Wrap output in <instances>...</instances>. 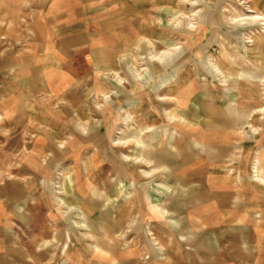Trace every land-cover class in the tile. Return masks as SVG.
<instances>
[{"label": "crops", "instance_id": "0c3cea01", "mask_svg": "<svg viewBox=\"0 0 264 264\" xmlns=\"http://www.w3.org/2000/svg\"><path fill=\"white\" fill-rule=\"evenodd\" d=\"M169 3L71 0L33 19L3 72L37 126L19 151L20 177L0 184V244L10 256L27 254L15 237L30 228L40 242L26 264H264L263 200L248 201L247 182L216 165L227 152L209 135L210 126L247 123L246 110L233 115L202 88L178 94L189 55L169 52L164 65L155 52L149 69L128 67L131 43L148 58V43L128 29ZM238 7L264 16V0Z\"/></svg>", "mask_w": 264, "mask_h": 264}, {"label": "rangeland", "instance_id": "374dc122", "mask_svg": "<svg viewBox=\"0 0 264 264\" xmlns=\"http://www.w3.org/2000/svg\"><path fill=\"white\" fill-rule=\"evenodd\" d=\"M64 1L71 0H0V184L20 177L15 172L23 160L19 151L28 147L29 133L37 128L28 124V110L23 108L19 94L13 93L11 99L10 86L16 88L15 79L3 72L19 45L31 36L33 19L41 13H51L53 6ZM170 1L172 4H161L156 12L140 14L145 18L139 30L128 29L130 37L148 43L147 59L138 56L141 50L137 43L128 46V67L133 74L149 69L155 52L162 54L164 65L171 63L169 52L180 57L189 55L181 60L186 69L173 83L178 94L195 95L202 88L210 100L220 105L229 101L233 115L235 110H246L247 123L210 126L209 135L217 148L227 152L216 165L228 169L232 179L247 182L241 190L248 201L259 197L264 203V16L239 10L242 0ZM154 31L161 39L157 43L160 48L152 45L150 37ZM187 42L191 46L193 43L191 50L185 48ZM78 127L85 131L88 126ZM101 177L102 173L97 174L94 181L98 183ZM17 232V247L26 249L27 254L17 251V257H12L1 242L0 264H8L14 258L20 261L18 264H26L32 248L40 242L38 230L23 228Z\"/></svg>", "mask_w": 264, "mask_h": 264}]
</instances>
